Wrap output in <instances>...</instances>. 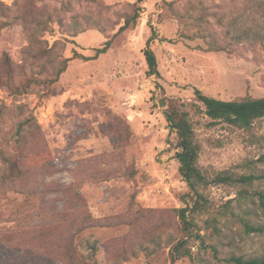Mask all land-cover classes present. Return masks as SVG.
I'll list each match as a JSON object with an SVG mask.
<instances>
[{"label": "rangeland", "instance_id": "374dc122", "mask_svg": "<svg viewBox=\"0 0 264 264\" xmlns=\"http://www.w3.org/2000/svg\"><path fill=\"white\" fill-rule=\"evenodd\" d=\"M196 90L264 97V0H0V151L12 160L0 155V264H170L178 209L191 202L163 115L170 99L188 113L210 181L198 188L210 212L175 264L264 255V232L237 218L264 222L250 195L264 177L247 195L211 182L250 165L264 173V117L247 129L214 121Z\"/></svg>", "mask_w": 264, "mask_h": 264}, {"label": "trees", "instance_id": "16d2710c", "mask_svg": "<svg viewBox=\"0 0 264 264\" xmlns=\"http://www.w3.org/2000/svg\"><path fill=\"white\" fill-rule=\"evenodd\" d=\"M138 16V10L135 8V13L126 18L120 29L128 27L130 23H135ZM148 42L144 49L147 63L146 72L148 75H155L157 74L156 57ZM108 46L109 41H106L101 48L96 50V54L104 52ZM67 60L60 61V67L56 73L57 76L66 69ZM4 66L6 85L12 87L14 86V76L8 58H5ZM195 96L203 106V113L214 121H224L238 128L247 129L255 119L264 117V97L243 96L236 99L224 100L205 95L200 90L195 91ZM181 107L182 104L176 99H170L163 110L168 128L177 137L175 157L179 164V174L191 191L190 204H187L185 208L178 209L183 234L169 249L170 264H175L182 257L190 256L187 240L188 237L192 236L193 231L191 227L196 223L195 217L210 212V204L207 198L198 190L200 186L207 185L210 181H208L198 166V145L195 141L194 129L188 118L187 111ZM0 155L5 160V163H8L9 167H11L12 160L8 157L6 158V155L1 151ZM249 169L251 172L238 175L228 172L218 174L211 182L214 184H241L243 186V194L247 195L246 187L251 186L254 180L264 177V173H256L251 165ZM250 195L257 199L258 208L264 214V190L254 189ZM212 218L215 220L214 217ZM237 218L244 226L245 232H264V222L251 221V219L244 216H237ZM197 236L200 237L199 234ZM212 248L215 253L218 252L216 246ZM223 260L230 264H264V255L242 256L227 253L223 257Z\"/></svg>", "mask_w": 264, "mask_h": 264}]
</instances>
